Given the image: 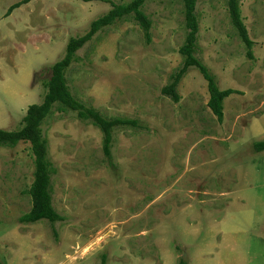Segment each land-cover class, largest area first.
<instances>
[{"label":"rangeland","instance_id":"obj_1","mask_svg":"<svg viewBox=\"0 0 264 264\" xmlns=\"http://www.w3.org/2000/svg\"><path fill=\"white\" fill-rule=\"evenodd\" d=\"M0 0V130L18 131L43 103L51 67L113 5L132 0ZM254 60L233 27L227 0H198L196 56L221 90L219 122L208 83L191 70L180 102L163 96L181 66L187 30L180 0H147L150 43L131 19L77 53L73 96L108 119L126 118L107 158L103 135L55 109L43 125L53 206L63 218L23 224L32 210L31 144L0 149L1 264H264V0H240Z\"/></svg>","mask_w":264,"mask_h":264},{"label":"trees","instance_id":"obj_2","mask_svg":"<svg viewBox=\"0 0 264 264\" xmlns=\"http://www.w3.org/2000/svg\"><path fill=\"white\" fill-rule=\"evenodd\" d=\"M31 0H24L13 5L8 15ZM85 2L98 0H83ZM147 0H132L126 4L113 5V8L103 17L91 24L90 32L82 38H70L66 49L65 57L51 67V76L44 83L47 90L44 101L40 105H31L24 118V125L18 131L0 130V149L15 148L21 142L31 144L34 156V182L29 190L32 199V210L23 216L20 221L23 224H36L41 221H48L51 224L62 222L63 218L58 214L53 206V186L52 179L56 173L55 167L50 159L49 142L44 134L43 125L51 117L55 109L61 112L74 113L78 120L91 124L98 128L103 135V150L107 158L111 156L114 146V134L119 129H137L138 123L135 120L126 118L108 119L98 110L87 106L76 99L69 87L67 74L69 68L74 64L77 53L82 50L98 33L112 27L115 23L127 19L136 22L144 32L146 41L150 43L152 22L144 14L142 8ZM184 6L186 21V38L179 50L183 61L181 66L171 75L170 81L163 88V96L171 99L174 103H179L181 98L178 88L182 80L191 70H197L207 81L210 100L209 108L217 117L219 122L224 120V102L227 98L236 94L237 91L228 89L221 90L217 78L211 73L209 68L196 56L200 34V16L197 12L198 0H180ZM228 12L231 23L236 29L239 38L247 48V56L254 60V44L249 38L247 28L241 15L240 0H227ZM258 153L264 152V141L254 145ZM1 264V263H0ZM103 264H106L104 259ZM178 264H186L180 260Z\"/></svg>","mask_w":264,"mask_h":264}]
</instances>
